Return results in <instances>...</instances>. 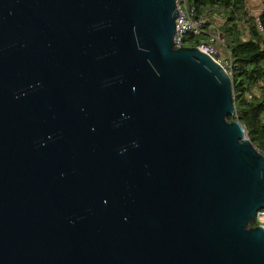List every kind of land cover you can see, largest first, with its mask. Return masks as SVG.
<instances>
[{
	"label": "water",
	"instance_id": "95a60500",
	"mask_svg": "<svg viewBox=\"0 0 264 264\" xmlns=\"http://www.w3.org/2000/svg\"><path fill=\"white\" fill-rule=\"evenodd\" d=\"M175 5L0 0V264H264V155Z\"/></svg>",
	"mask_w": 264,
	"mask_h": 264
},
{
	"label": "trees",
	"instance_id": "16d2710c",
	"mask_svg": "<svg viewBox=\"0 0 264 264\" xmlns=\"http://www.w3.org/2000/svg\"><path fill=\"white\" fill-rule=\"evenodd\" d=\"M260 4L254 0H187L188 8L197 16L220 12L226 18L218 30L231 60L235 111L228 121L237 120L248 140L264 155V9L259 10L262 32L254 25L253 12L257 6H264V0ZM208 27L203 26L201 38L206 36ZM197 42L198 37L192 34L184 39L189 48H194ZM250 226L256 227L257 223Z\"/></svg>",
	"mask_w": 264,
	"mask_h": 264
},
{
	"label": "built area",
	"instance_id": "2783aa9c",
	"mask_svg": "<svg viewBox=\"0 0 264 264\" xmlns=\"http://www.w3.org/2000/svg\"><path fill=\"white\" fill-rule=\"evenodd\" d=\"M254 1L261 5L260 0ZM175 7L178 16L175 19V34L173 36L174 48L186 47L184 45V39L187 34H192L198 37L197 45L194 48L209 55L230 75L231 60L224 45V37L218 30V27L225 24V16L220 12H216L212 16L208 14L197 16L188 8L187 0H176ZM262 8L264 9V6H257V8L253 10L255 14L254 25L259 32L263 31V22L259 15V10ZM204 25H209V27L206 36L201 38ZM220 46L224 47L226 56H222L217 50V47ZM255 222L257 225L264 227V209L256 214Z\"/></svg>",
	"mask_w": 264,
	"mask_h": 264
},
{
	"label": "rangeland",
	"instance_id": "374dc122",
	"mask_svg": "<svg viewBox=\"0 0 264 264\" xmlns=\"http://www.w3.org/2000/svg\"><path fill=\"white\" fill-rule=\"evenodd\" d=\"M212 14H214V13H212ZM212 14H210L209 16H212ZM254 16H255V14H254ZM217 50L219 51V53H220L222 56H226V51H225L224 47H222V46L217 47ZM253 91H255V90H253Z\"/></svg>",
	"mask_w": 264,
	"mask_h": 264
}]
</instances>
